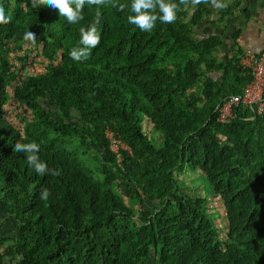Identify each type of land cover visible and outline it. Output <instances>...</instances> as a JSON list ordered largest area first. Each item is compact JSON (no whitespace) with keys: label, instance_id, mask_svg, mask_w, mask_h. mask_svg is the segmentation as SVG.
Masks as SVG:
<instances>
[{"label":"trees","instance_id":"1","mask_svg":"<svg viewBox=\"0 0 264 264\" xmlns=\"http://www.w3.org/2000/svg\"><path fill=\"white\" fill-rule=\"evenodd\" d=\"M0 5L12 16L11 23L0 24V34L25 41L24 32L35 31L48 60L42 73L12 88L16 100L33 110L40 130L48 132L32 139L4 117L8 78L0 49V210L16 221L13 243L7 253L0 249V259L8 254L19 257L15 264H143L152 247L156 264H264V111L252 119L236 114L216 121L214 106L250 75L237 63L240 53L225 65L216 62L212 50L222 43L220 36H195L193 26L205 21L207 5L189 12L182 6L174 23L157 21L151 32L129 24L127 9L103 7L101 43L83 63L71 60L69 52L80 46L79 29L89 25L95 6L85 5L84 19L71 25L57 9L33 8L31 0H0ZM204 69L221 70L222 77L204 74L206 99L198 106L196 94L185 90ZM39 98L58 106V115L49 118ZM143 118L160 134L158 146L141 132ZM104 128L116 136L126 132L129 152L121 151L120 165L114 164ZM73 137L104 148L114 164L106 181L82 168L65 142ZM32 141L59 176H39L25 154L13 151L15 143ZM182 166L197 170L202 189L218 195L226 219L223 247L206 198L178 191L172 170ZM119 177L164 204L135 225L132 208L111 188V179ZM45 187L51 196L41 200Z\"/></svg>","mask_w":264,"mask_h":264},{"label":"rangeland","instance_id":"2","mask_svg":"<svg viewBox=\"0 0 264 264\" xmlns=\"http://www.w3.org/2000/svg\"><path fill=\"white\" fill-rule=\"evenodd\" d=\"M191 9V5L186 7L187 12ZM199 38V34H195ZM222 43L212 50L216 62L219 64H226L227 59L231 58L233 53L230 50V42L228 38L220 37ZM224 39V40H223ZM1 52L5 57L7 64L4 70L8 78L5 86V101L3 104L4 117L15 128H17L22 135L31 137L32 139L42 138V133H48L40 130L37 125V118L33 114V110L24 104L18 102L12 94L14 85H22L33 74L42 73L48 62L40 54V44H31L25 41H19L9 37H4L0 34ZM60 54L57 53L53 63L57 62ZM222 71L201 70L195 80L186 88V92H194L196 94L195 103L201 106L206 99L205 93L207 92L202 86V79L204 74L211 76L214 80H220ZM221 98V97H220ZM38 104L47 112L49 118H54L58 115L59 107L48 101L46 98H39ZM71 118L77 121V114L73 110H69ZM117 126L118 124H114ZM140 130L145 136L152 141L155 145L161 143V136L151 126L150 122L143 118L140 122ZM50 134V133H49ZM118 136V135H117ZM122 138V140L120 139ZM217 140L224 142L223 136L217 134ZM118 138L126 145V132L121 129ZM66 145L70 150L76 153L79 163L82 168L97 181L104 182L109 176L107 169L113 168L114 164L120 165V162L113 159L114 164L105 158V150L102 146L95 147L87 141L73 137L65 139ZM127 146V145H126ZM123 169V166H121ZM173 176L179 182L178 191L188 195H202L206 198V210L212 215V222L216 230L217 237L221 241V247L226 242V219L222 203L218 195L206 193L202 189L201 174L197 170H190L186 167H179V171L172 170ZM126 178L119 177L111 179L112 190L119 194L125 204L129 205L134 214L132 221L135 225L145 221L147 214L156 210L159 206L164 204L160 199H149L141 194V192L131 189L126 183ZM139 193V195H137ZM16 221L11 218L8 213L0 210V249L2 252L7 253L9 246L13 243L12 236L15 232ZM19 257H11L4 255L0 259V264H15ZM143 264H156L155 263V250L150 247L147 260Z\"/></svg>","mask_w":264,"mask_h":264},{"label":"clouds","instance_id":"3","mask_svg":"<svg viewBox=\"0 0 264 264\" xmlns=\"http://www.w3.org/2000/svg\"><path fill=\"white\" fill-rule=\"evenodd\" d=\"M205 4L214 7L217 10H223L228 7L227 0H131L130 4L118 3L117 0H31L33 8L49 7L57 9L60 16L65 17L71 25L79 24L84 19L83 12L85 5L95 6V14L87 27H80L79 45L72 47L69 56L70 59L83 63L87 61L95 49L101 43L100 25L103 23V13L101 8L112 7L121 12L128 10L127 22L135 25L141 32H151L156 26L157 21L164 24L174 23L177 19V13L182 10V6L187 7ZM12 22V16L6 14L4 6L0 5V24ZM25 41L35 45L36 32L26 30L23 34ZM14 152L25 154L27 165L33 169L39 176L51 175L59 176L58 169L51 168L40 157V145L35 141L14 144ZM51 191L48 188H42L40 192L41 200H48Z\"/></svg>","mask_w":264,"mask_h":264},{"label":"crops","instance_id":"4","mask_svg":"<svg viewBox=\"0 0 264 264\" xmlns=\"http://www.w3.org/2000/svg\"><path fill=\"white\" fill-rule=\"evenodd\" d=\"M227 2L228 7L223 10L207 5L210 11L205 16V21H199L193 26L195 34L228 38L233 54L245 52L257 54L263 45L264 0Z\"/></svg>","mask_w":264,"mask_h":264},{"label":"built area","instance_id":"5","mask_svg":"<svg viewBox=\"0 0 264 264\" xmlns=\"http://www.w3.org/2000/svg\"><path fill=\"white\" fill-rule=\"evenodd\" d=\"M262 42L257 54L245 52L237 56V63L249 70L250 77L238 91L225 95L214 106L216 121L227 122L236 114L242 115L244 119H252L264 111V36ZM103 136L110 154L119 162L121 151L129 152L128 146L108 128L103 129Z\"/></svg>","mask_w":264,"mask_h":264}]
</instances>
